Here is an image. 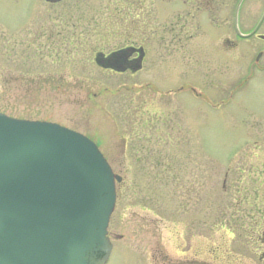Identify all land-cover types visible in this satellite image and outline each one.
Listing matches in <instances>:
<instances>
[{"label": "rangeland", "instance_id": "rangeland-1", "mask_svg": "<svg viewBox=\"0 0 264 264\" xmlns=\"http://www.w3.org/2000/svg\"><path fill=\"white\" fill-rule=\"evenodd\" d=\"M123 3L0 0V114L65 128L80 122L81 129L97 126L101 134L122 136V111L114 107L120 108L129 96L122 86L128 81L153 82L158 74L145 71L133 80L109 76L95 68L94 53L83 55V61L72 54L49 53L41 36L47 31L67 39L91 34V40L101 44L99 50L108 53L122 44L127 32L125 24L110 20ZM232 25L230 19L226 37L233 35ZM27 35L37 44L31 51L23 47ZM239 52H230L238 58H226L225 63L246 64L247 44ZM170 75L160 74L161 81L168 82ZM198 75L188 77L207 104L200 106L185 94L176 99L181 134L175 141L146 137L141 143L152 147L127 152L119 147L107 152L101 146L121 178L108 227L112 251L106 264H201L203 259L212 264H264V245L258 240L264 225V80L244 85L228 99L218 83L224 81L228 90L236 73L220 79L210 71L202 85ZM45 80L65 85L51 88ZM223 98L228 104L220 105ZM179 103L186 104V110Z\"/></svg>", "mask_w": 264, "mask_h": 264}, {"label": "flooded vegetation", "instance_id": "flooded-vegetation-1", "mask_svg": "<svg viewBox=\"0 0 264 264\" xmlns=\"http://www.w3.org/2000/svg\"><path fill=\"white\" fill-rule=\"evenodd\" d=\"M65 1L40 2L57 5ZM116 11L117 13H112L110 20L125 24L127 32L122 37V44L115 45L108 53L99 50L101 44L91 40V34H75L67 39L66 36L61 37L47 31L41 36L45 51L56 55L72 54L79 61H83L82 56L86 54L90 57L94 53V58L97 54L107 57L114 52L127 50L126 69L123 73L104 70L96 66L93 58L95 68L109 76H122L133 80L145 71L158 74L159 80L156 78L153 82L135 83L128 81L127 85L122 86L125 94L129 96L123 98L120 108L114 106L122 111V136L115 133L101 134L97 126L84 130L81 129L80 122L69 127L70 130L89 138L101 152L102 149L114 152L118 147L121 152L152 147L142 144L146 142V137H166L171 140L169 142L175 141L176 135L181 134L177 122L180 119H177L175 113L176 99L185 94L200 106L207 104L206 97L194 87L197 84L188 77L192 73L199 74L201 85L205 82L202 78L210 71H215L220 79L227 72L236 73V81L228 90L224 88V81L219 80L218 83L221 94L224 97L227 94L228 99H232L244 85L264 80V0H124L121 9ZM230 19L233 23V35L226 37L224 29ZM27 37L23 47L25 51H31L37 44H33L31 35ZM243 44H247L248 61L244 60L247 63L228 66L225 59L236 60L238 55H230V52H235L236 55ZM239 56L242 59L245 57L241 52ZM137 63L139 69L132 73L129 68ZM166 72H170L171 77L168 82H162L160 74ZM177 78L181 79L178 81L179 85L176 83ZM44 84L59 89L65 85L62 80H45ZM134 94L138 97H132ZM133 98H136L135 101ZM224 100L223 98L220 105L228 104ZM179 106L186 110V104L179 103ZM224 109L223 107L222 112ZM186 113L187 111L185 116ZM258 119L263 121L261 117ZM91 134L94 139L90 137ZM158 141L160 142L159 139ZM156 145L159 146H154ZM259 229L258 240L264 245V225ZM204 252L207 253L206 250ZM260 261L264 262V254ZM200 263L212 264L204 259Z\"/></svg>", "mask_w": 264, "mask_h": 264}, {"label": "water", "instance_id": "water-1", "mask_svg": "<svg viewBox=\"0 0 264 264\" xmlns=\"http://www.w3.org/2000/svg\"><path fill=\"white\" fill-rule=\"evenodd\" d=\"M127 55L97 54L94 62L123 73ZM120 182L86 137L0 114V264H106Z\"/></svg>", "mask_w": 264, "mask_h": 264}]
</instances>
